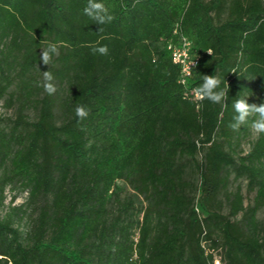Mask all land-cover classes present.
<instances>
[{
	"label": "trees",
	"instance_id": "16d2710c",
	"mask_svg": "<svg viewBox=\"0 0 264 264\" xmlns=\"http://www.w3.org/2000/svg\"><path fill=\"white\" fill-rule=\"evenodd\" d=\"M87 2L0 0V99L14 108L0 116V264H264V134L244 151L256 117L229 127L234 99L264 103V0H104L102 26ZM178 35L197 58L187 86L167 48ZM48 70L51 96L36 86ZM203 75L221 78L226 108L187 94ZM14 185L28 196L10 210L36 212L24 232L2 215Z\"/></svg>",
	"mask_w": 264,
	"mask_h": 264
},
{
	"label": "clouds",
	"instance_id": "9594fccd",
	"mask_svg": "<svg viewBox=\"0 0 264 264\" xmlns=\"http://www.w3.org/2000/svg\"><path fill=\"white\" fill-rule=\"evenodd\" d=\"M84 15L89 17L91 20L95 21L96 24L100 26L110 24L114 19V15L110 11L104 0H88L87 5L83 9ZM99 31L102 33L103 28L100 27ZM104 37L101 36V39ZM99 45V41L97 42ZM193 43L187 38L184 40V50L181 53V63L183 64V72L191 76L192 69L196 66V59L193 60L190 56V51ZM93 53H98L100 55L108 54L107 45H99L93 47ZM211 55V50L208 51ZM59 55V47L55 42H46V47L42 48L40 59L42 63L49 66L54 56ZM42 78L37 81L36 86L43 89V91L48 95H54L58 91L57 85L55 83V77L50 70L41 71ZM221 78L218 75H203L202 83L193 88L194 97L197 101H204L205 99L213 104H220L222 107H227V90L221 89ZM232 108L235 115L232 118V122L229 127L233 130H239L241 126L248 123L249 117L255 116L256 119L252 122L251 128L253 132L257 135L264 134V103L259 105L250 104L248 98H236L233 101ZM75 115L79 121L85 120L89 115V109L84 105H77L74 109Z\"/></svg>",
	"mask_w": 264,
	"mask_h": 264
},
{
	"label": "rangeland",
	"instance_id": "374dc122",
	"mask_svg": "<svg viewBox=\"0 0 264 264\" xmlns=\"http://www.w3.org/2000/svg\"><path fill=\"white\" fill-rule=\"evenodd\" d=\"M6 96L0 99V116L4 118H13L14 117V108L9 107L5 101ZM30 118H33L34 113L32 111H29ZM7 121V120H5ZM257 134H255L250 128V133L248 137H246L242 142V149L245 151L249 148V143L256 137ZM117 186L121 187V191L118 192L120 199H126V197L133 195V190L126 185L122 180H118L116 182ZM241 188L242 192L245 196L246 202H250L253 198L254 193H249L246 190V182L243 180L241 182ZM5 200H4V207L2 208V215H6L8 212L10 213L13 221L14 226H17L21 231H26L32 224L33 218L36 216L35 208H28L26 211V214H21L20 212H14L10 210V207L12 205H21L25 204L27 200L28 193L26 191H22L19 186H7L4 190ZM15 196L14 202L11 204L12 197ZM134 198L135 204L138 205V203L141 201L139 197ZM258 217L262 220H264V210L261 209L258 211Z\"/></svg>",
	"mask_w": 264,
	"mask_h": 264
},
{
	"label": "built area",
	"instance_id": "2783aa9c",
	"mask_svg": "<svg viewBox=\"0 0 264 264\" xmlns=\"http://www.w3.org/2000/svg\"><path fill=\"white\" fill-rule=\"evenodd\" d=\"M174 33H177V30L174 31ZM178 34V33H177ZM185 36L183 35H178L176 40L172 41H168L167 43V48L171 51V59L172 61L177 64L179 66V77H178V82L184 86H187L188 84V81L189 79L192 77L193 73H194V70L195 68L192 69V74L191 76H188L186 75L184 72H183V64L180 62L181 61V53L183 52L184 50V40H185ZM188 39V38H187ZM189 40V39H188ZM190 41V40H189ZM190 56L193 60L196 59V65H197V58L194 54V52L192 51V48H191V51H190ZM196 67V66H195ZM188 95H191L192 98L194 100L195 97H194V93L192 91V89H190L188 92H187ZM212 264H221V261H220V258L219 256H217L216 254L214 255V258H213V263Z\"/></svg>",
	"mask_w": 264,
	"mask_h": 264
}]
</instances>
